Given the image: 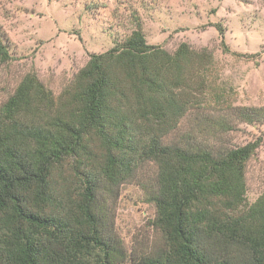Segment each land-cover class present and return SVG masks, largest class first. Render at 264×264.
Returning <instances> with one entry per match:
<instances>
[{
	"label": "trees",
	"instance_id": "1",
	"mask_svg": "<svg viewBox=\"0 0 264 264\" xmlns=\"http://www.w3.org/2000/svg\"><path fill=\"white\" fill-rule=\"evenodd\" d=\"M10 56L0 37V67ZM212 60L186 42L173 53L149 44L138 23L125 41L91 55L68 113L53 112L50 91L29 72L0 108V264H124L128 253L107 227L97 174L120 186L147 160L158 165L156 225L166 247L132 264H264V194L240 210L260 141L218 144L206 135L228 128L222 117L179 130L204 99L202 74ZM230 108L250 123L264 116ZM67 161L81 181L75 196L54 180Z\"/></svg>",
	"mask_w": 264,
	"mask_h": 264
},
{
	"label": "rangeland",
	"instance_id": "2",
	"mask_svg": "<svg viewBox=\"0 0 264 264\" xmlns=\"http://www.w3.org/2000/svg\"><path fill=\"white\" fill-rule=\"evenodd\" d=\"M138 23L149 44L173 53L186 42L196 52L212 54L202 74L204 99L181 119L179 130L222 117L228 128L206 135L218 144L260 141L246 166L240 210H248L264 194V116L246 122L230 106L264 113V0H0V37L11 55L0 67V108L35 72L54 99L53 112H70L77 74L91 55L125 41ZM70 166L67 161L58 168L54 180L60 191L69 187L75 196L81 181ZM97 176L107 227L128 253L124 264L165 248V235L156 225L157 163H140L120 186Z\"/></svg>",
	"mask_w": 264,
	"mask_h": 264
}]
</instances>
